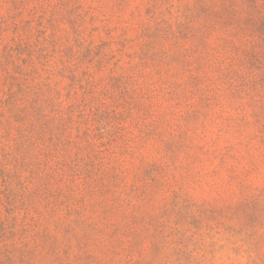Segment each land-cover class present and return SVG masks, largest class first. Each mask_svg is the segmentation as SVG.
<instances>
[{
    "label": "rangeland",
    "instance_id": "374dc122",
    "mask_svg": "<svg viewBox=\"0 0 264 264\" xmlns=\"http://www.w3.org/2000/svg\"><path fill=\"white\" fill-rule=\"evenodd\" d=\"M0 264H264V0H0Z\"/></svg>",
    "mask_w": 264,
    "mask_h": 264
}]
</instances>
